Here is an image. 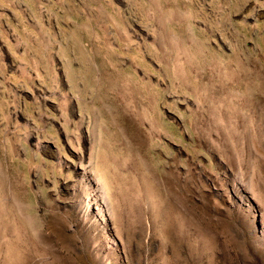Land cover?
<instances>
[{
    "label": "rangeland",
    "instance_id": "374dc122",
    "mask_svg": "<svg viewBox=\"0 0 264 264\" xmlns=\"http://www.w3.org/2000/svg\"><path fill=\"white\" fill-rule=\"evenodd\" d=\"M0 264H264V0H0Z\"/></svg>",
    "mask_w": 264,
    "mask_h": 264
},
{
    "label": "bare ground",
    "instance_id": "6f19581e",
    "mask_svg": "<svg viewBox=\"0 0 264 264\" xmlns=\"http://www.w3.org/2000/svg\"><path fill=\"white\" fill-rule=\"evenodd\" d=\"M103 181V180H102ZM103 188H104V193H103V197H104V199L106 200V201H108L107 199H108V196H107V192H106V184L105 183H103Z\"/></svg>",
    "mask_w": 264,
    "mask_h": 264
}]
</instances>
